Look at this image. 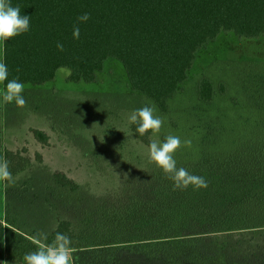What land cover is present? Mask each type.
<instances>
[{
    "label": "trees",
    "instance_id": "16d2710c",
    "mask_svg": "<svg viewBox=\"0 0 264 264\" xmlns=\"http://www.w3.org/2000/svg\"><path fill=\"white\" fill-rule=\"evenodd\" d=\"M21 15L30 16V30L7 40L3 60L9 79L18 77L25 85L42 86L55 79L59 69H68L72 83H93L108 59L120 62L132 89L151 100L162 112L188 77L196 53L221 33L238 37L264 36V0H11ZM80 38H73L77 17ZM62 43L64 51L57 48ZM19 70V71H17ZM5 86V85H4ZM226 93L224 85L220 86ZM214 88L208 79L198 85V98L211 104ZM136 137L149 146L151 131ZM34 139L48 145L45 131L32 129ZM244 146L237 156L212 160L207 166L189 170L203 176L207 188L174 190L173 181L161 175L150 199L132 209L131 221L120 228L117 238L101 245L125 246L128 254L107 256L97 264H264V142ZM13 178L25 171L32 158L26 148L5 149ZM35 160L43 157L36 153ZM12 178V180H13ZM55 182L74 191L77 184L63 172ZM12 182V181H11ZM11 182H6L10 184ZM72 240L74 264H94L84 254L81 237L69 221H60L47 235L56 233ZM241 233L259 236L262 244L251 254L227 253L223 235ZM258 238V239H259ZM107 249V248H106ZM132 250H135L134 252ZM101 250H95L99 253ZM103 251H109L103 250ZM253 251V252H252ZM5 263L25 264L31 253L20 243L4 242ZM87 254V253H85Z\"/></svg>",
    "mask_w": 264,
    "mask_h": 264
},
{
    "label": "rangeland",
    "instance_id": "374dc122",
    "mask_svg": "<svg viewBox=\"0 0 264 264\" xmlns=\"http://www.w3.org/2000/svg\"><path fill=\"white\" fill-rule=\"evenodd\" d=\"M69 74L62 68L51 82L26 85L24 108L0 100V157L5 149L26 148L32 158L10 184L0 182V264L5 263L7 239L34 252L41 244L38 233L51 234L63 220L72 223L85 245L84 254L77 257L86 255L94 264L113 254L138 259L124 249L129 245L101 244L117 238L120 228L130 223L135 205L150 199L154 184L165 175L150 161L148 146L129 122L134 110L152 101L132 89L125 69L114 59L104 63L93 83L69 82ZM202 79L213 85L211 104L198 98ZM156 114L164 124L159 133L151 132L150 141L162 143L170 134L190 140L191 145L182 146L174 157L177 167L188 171L212 160L239 157L236 153L244 146L263 143L264 36L221 33L207 42L169 100L168 112L157 108ZM32 129L45 131L48 145L37 142ZM36 153L42 163L35 160ZM56 172L72 179L76 190L58 185ZM258 238L231 233L222 240L235 257L257 251L262 244ZM106 248L109 251H103Z\"/></svg>",
    "mask_w": 264,
    "mask_h": 264
},
{
    "label": "clouds",
    "instance_id": "9594fccd",
    "mask_svg": "<svg viewBox=\"0 0 264 264\" xmlns=\"http://www.w3.org/2000/svg\"><path fill=\"white\" fill-rule=\"evenodd\" d=\"M90 14L84 13L77 17L78 23L73 27V38H80L79 23L87 22ZM30 30V16L21 15L20 7L13 6L11 0H0V49L4 43ZM57 48L64 51L62 43ZM19 71V70H17ZM0 100L5 104L14 103L18 108H24L27 101L23 93L26 85L18 77L9 79V69L3 58H0ZM154 103L148 102L143 107L134 110L129 116V122L136 124V131L144 136L148 132L159 133L164 119L156 114ZM190 140H181L179 136L167 135L162 143L152 141L148 146L149 159L159 167L166 178L173 181L174 190H186L190 186L193 190L207 188V180L200 175L190 173L186 168L177 167L175 153L182 146H190ZM13 174L6 158L0 157V182H11ZM37 239L47 241L46 233H38ZM72 240L66 234L57 232L51 243L40 244L38 250L24 255L25 264H74L71 247Z\"/></svg>",
    "mask_w": 264,
    "mask_h": 264
},
{
    "label": "crops",
    "instance_id": "0c3cea01",
    "mask_svg": "<svg viewBox=\"0 0 264 264\" xmlns=\"http://www.w3.org/2000/svg\"><path fill=\"white\" fill-rule=\"evenodd\" d=\"M0 58H3V48L0 49Z\"/></svg>",
    "mask_w": 264,
    "mask_h": 264
}]
</instances>
